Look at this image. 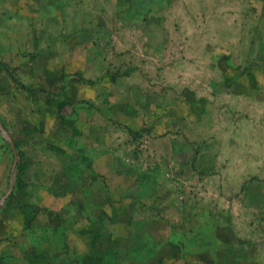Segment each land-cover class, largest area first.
Instances as JSON below:
<instances>
[{"label": "rangeland", "instance_id": "rangeland-1", "mask_svg": "<svg viewBox=\"0 0 264 264\" xmlns=\"http://www.w3.org/2000/svg\"><path fill=\"white\" fill-rule=\"evenodd\" d=\"M165 244L264 264V0H0V264Z\"/></svg>", "mask_w": 264, "mask_h": 264}, {"label": "trees", "instance_id": "trees-1", "mask_svg": "<svg viewBox=\"0 0 264 264\" xmlns=\"http://www.w3.org/2000/svg\"><path fill=\"white\" fill-rule=\"evenodd\" d=\"M37 90H42V89H37ZM14 147L16 149L15 145H14ZM17 155L20 156V152L17 151ZM22 175H23V173L21 171V167H19V170L17 172V178H20ZM136 230L139 233L143 232V229L142 230H138V228H136ZM146 237L150 240V242L152 243V246H154V243H153L154 241H156L157 243L159 242V239L156 238L153 234L146 235ZM169 247H171L170 244H165L164 246H162L161 249L156 252V259H158L162 263L164 262L165 264H167L166 260H168L166 257H170L171 259H173V257L168 254ZM166 252H167V254H166ZM235 263L237 264L238 261H236Z\"/></svg>", "mask_w": 264, "mask_h": 264}, {"label": "water", "instance_id": "water-1", "mask_svg": "<svg viewBox=\"0 0 264 264\" xmlns=\"http://www.w3.org/2000/svg\"><path fill=\"white\" fill-rule=\"evenodd\" d=\"M4 133H6L5 131H4ZM6 136H7V138L11 141V139L9 138V136H8V134L6 133Z\"/></svg>", "mask_w": 264, "mask_h": 264}]
</instances>
